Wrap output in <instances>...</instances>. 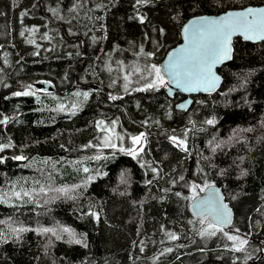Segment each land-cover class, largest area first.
Masks as SVG:
<instances>
[{
	"label": "trees",
	"instance_id": "obj_1",
	"mask_svg": "<svg viewBox=\"0 0 264 264\" xmlns=\"http://www.w3.org/2000/svg\"><path fill=\"white\" fill-rule=\"evenodd\" d=\"M262 3L0 0V120L8 118L0 143L12 144L0 152V264H264V41L236 37L231 60L218 69L220 87L194 95L186 110L175 107L182 93H165L166 79L136 91L145 80L134 71L159 67L188 17ZM45 80L51 90L35 88ZM27 85L35 95H13ZM99 121H116L129 136L145 133L144 151L133 158L102 147ZM173 135L186 140L188 152ZM211 183L234 211L224 232L249 240L242 252L224 232L200 236L207 222L188 211L193 185L197 194ZM76 185L68 195L56 191ZM20 227L28 231H11ZM64 227L87 247L69 243Z\"/></svg>",
	"mask_w": 264,
	"mask_h": 264
},
{
	"label": "snow or ice",
	"instance_id": "obj_2",
	"mask_svg": "<svg viewBox=\"0 0 264 264\" xmlns=\"http://www.w3.org/2000/svg\"><path fill=\"white\" fill-rule=\"evenodd\" d=\"M136 5H144L148 4L150 0H135ZM55 12V10H52ZM27 15L26 12H21V16ZM140 23H144L145 17L140 15L138 17ZM26 31H30L35 33L37 29H26ZM163 30L161 29V32ZM237 32L241 33L245 39H264V8H246L243 11L239 12H226L224 15L219 18H208V17H200L197 20L192 22L191 27H185L184 33L186 36L187 46H182L180 49L175 51L174 53L169 55L168 63L164 68V73L170 78L167 83L175 84L177 87L182 88L184 91H193L202 88L204 91H211L215 89L217 86L219 78L212 71L213 67L223 62L226 59H230L231 53V38ZM21 35H24L21 32ZM95 40V37L93 38ZM29 43H35L34 40H29ZM141 54L145 56H152L154 53H144L143 47L140 49ZM38 55L39 53H35ZM136 73H140L141 70L136 68L134 70ZM148 73V76H151V80H147V77L141 76V79L147 80L144 88L135 89L136 91H144L147 89H158L160 86H163L165 81V75L162 73L160 67H157L155 64L150 65V67H146L144 69ZM132 73H129L124 77V80L127 83L124 84L125 91L128 90L129 83H131ZM195 85V87H193ZM27 89L25 91H16L13 93L14 96H29L35 95L36 92L32 90V85H27ZM39 91H46V89H39ZM77 96L83 95L86 100L90 93L84 92L76 93ZM111 99H117L116 96H111ZM76 108V105L72 106ZM181 108L185 107V105L181 104ZM59 110H64V105H60ZM8 122V118L5 117L3 120H0V124H6ZM116 121L112 122V127H105L104 121L97 122V127L102 131L107 133L104 136L102 144L104 147L116 148V144L112 142L113 136L117 139L123 140L122 136H119L115 132ZM205 123L212 125L214 124V120L209 119ZM243 131H251V129H244ZM187 133H185V136ZM173 144L177 145L181 148L182 151L188 152V146L185 139H180L177 136L173 135L170 137ZM142 141H146L145 133L141 132L139 135H135L131 137L132 147L125 150L121 147L119 150L121 152L127 151L128 155H131L133 158H136L144 151V147ZM93 145L89 144L87 147H92ZM218 144L216 147H219ZM12 147L11 142L7 144L0 143V152H3L4 149ZM215 151V149H213ZM96 159H100V156H96ZM13 159L17 161H21L26 159L23 155H16ZM4 159L0 158V163H3ZM143 166V165H142ZM153 173L157 172L156 168L151 169ZM83 171L85 173L89 172L88 168H84ZM94 177L88 176L87 181H91ZM181 180L184 179L183 176L180 177ZM146 184H152V180H147ZM208 188L213 187L208 184L205 185ZM81 187L80 185L74 186L72 189L69 188H59L56 191L68 195L71 191H74L75 188ZM196 186L193 185V191H195ZM41 191H44L41 188ZM203 191V189H201ZM17 197L20 196V193H15ZM23 195L28 196V192H24ZM177 196L180 193H176ZM69 198L74 199L75 197L69 196ZM195 199V197H193ZM213 203L215 207L208 213L205 214L203 212L200 213L201 225H204L207 222V226L202 228L199 232L200 236H215L217 232H224V227L231 224V216L230 210L227 208V205L223 203V197L220 195L219 190H216L215 196L213 198ZM259 211V209H257ZM90 215L99 219V215L96 212H91ZM209 215L211 219H209ZM12 232L14 233H23L28 231V229L20 227V228H12ZM42 233L46 234L51 232L57 239H61L59 235H57L56 231L52 228H42L40 230ZM62 231L71 237L69 243L75 244H84L87 247V244L83 239L76 238V234L72 229L64 227ZM237 231H239L237 229ZM224 234L227 236L228 240L233 241V249L236 252H242L245 249V246L249 243V240L242 236H233L226 232ZM171 240H176L178 237L173 233H167ZM3 234L0 233V238H2ZM142 250V249H141ZM171 248L165 249V252H171ZM163 255V253H161Z\"/></svg>",
	"mask_w": 264,
	"mask_h": 264
},
{
	"label": "water",
	"instance_id": "obj_3",
	"mask_svg": "<svg viewBox=\"0 0 264 264\" xmlns=\"http://www.w3.org/2000/svg\"><path fill=\"white\" fill-rule=\"evenodd\" d=\"M264 8V3L259 4V5H245L242 7H238V8H229L226 9L222 12H219L217 14H211V13H199V14H194L190 17H188L181 25L180 27V35H181V40L176 43L175 45L171 46L170 48L167 49V51L165 52L163 58L161 59V61L159 62V67L162 70V73H164V68L168 63V59H169V55L174 53L175 51H177L178 49H180L182 46H187V42H186V36L184 33V28L185 27H191L192 22L197 20L200 17H208V18H219L220 16L224 15L226 12L232 11V12H239V11H243L246 8ZM239 37L241 40L243 41H249V42H259V41H264V39H245V37L237 32L236 34H234L231 38V53H230V57L232 58V54H233V40ZM230 59H226L221 63L216 64L212 71L215 73V75L219 78L217 86L215 87V89L211 90V91H204L202 88L198 89V90H193V91H184L182 88L177 87L175 84H171V83H167L166 87H165V93L168 96H172L174 93L176 92H180L182 93L184 96L179 99L176 103H175V107L177 109L180 110H186L190 107V105L192 104L193 101V96L199 93H203V94H207V93H212L214 91H216L222 82V75L219 72V68L226 62L230 61ZM165 75V79L166 81H168L170 78L167 76L166 73H164ZM40 88V89H46V91H49L53 88L52 83L45 80V81H40V83L38 85H35V88ZM195 87V85L193 86ZM183 104L185 105V107L181 108L180 105ZM210 185H212L213 187L208 188V187H204L203 191L200 193L195 194L194 196H192V198L190 199V201L188 202V211L193 214L196 217L201 218L200 213L203 212L205 214H208L214 207V203H213V198L215 196V192L216 190H219L220 195L223 197V203L225 205H227V208L230 210V216H231V224L228 226H225L224 229H229L230 226L232 225L233 221H234V211L232 209V207L227 203L226 199H225V195L223 192V189L214 183H211ZM193 197H195V199H193ZM209 219H211V216L209 215L208 217Z\"/></svg>",
	"mask_w": 264,
	"mask_h": 264
},
{
	"label": "rangeland",
	"instance_id": "obj_4",
	"mask_svg": "<svg viewBox=\"0 0 264 264\" xmlns=\"http://www.w3.org/2000/svg\"><path fill=\"white\" fill-rule=\"evenodd\" d=\"M141 76L147 77V80H151L152 79V77L151 76H148V73L146 71H144V70L141 71ZM147 80L144 81L145 84H146ZM25 90H28V89L27 88H24V89H22L20 91H25ZM107 127H112V125H109ZM114 127H115V132L119 136H122L123 137V140H120V139H117L115 136H113L112 142L116 144V148L115 149H118L119 150L121 147H123V148H125V150H127L128 148L132 147L131 137L132 136H135V135L129 136V135H127V133L123 129L117 127L116 125ZM105 135H107V133H105L104 131H102L99 134V137H98L99 138V143H100V145L102 147H104L103 144H102V141H103V138H104ZM136 135H139V134H136ZM142 144H144V141H142ZM101 152H102V149L101 148L97 149V153H101ZM193 194H196V192L194 191ZM234 236H239V235L236 234Z\"/></svg>",
	"mask_w": 264,
	"mask_h": 264
}]
</instances>
